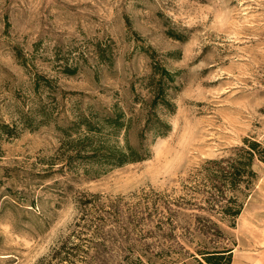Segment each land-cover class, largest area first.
Here are the masks:
<instances>
[{"label": "rangeland", "instance_id": "rangeland-1", "mask_svg": "<svg viewBox=\"0 0 264 264\" xmlns=\"http://www.w3.org/2000/svg\"><path fill=\"white\" fill-rule=\"evenodd\" d=\"M162 67L173 106L155 137L146 101ZM115 111L124 127L89 133ZM88 135L143 142L147 157L91 162L75 146ZM247 141L264 146V0H0V264L146 259L167 213L177 233L196 228L183 215L212 219L232 264H264V163L236 193L209 177ZM233 195L240 215L217 214Z\"/></svg>", "mask_w": 264, "mask_h": 264}, {"label": "trees", "instance_id": "trees-1", "mask_svg": "<svg viewBox=\"0 0 264 264\" xmlns=\"http://www.w3.org/2000/svg\"><path fill=\"white\" fill-rule=\"evenodd\" d=\"M173 81L174 75L164 67L159 71L155 70L149 77L150 98L146 101L148 121L146 131L151 132L155 137H162L169 131V125L161 120L158 111L159 109L171 111L173 105L167 98V86ZM86 125L89 133L98 135L105 128L117 132L125 126V122L122 120V113L115 111L99 120L98 125L91 122H87ZM94 135H88L76 142L77 156H81L85 151H91L87 156L91 162L113 166L140 162L147 157L143 142L140 147H133L127 143L124 148H111L96 143ZM247 143L248 147L239 149L235 157L209 161V164L217 167L210 172L209 177L222 186L221 189L215 187L220 193L223 192V187L236 193L242 188L249 189L253 185L257 177L253 169L254 163L256 160L264 163V146L257 141H247ZM212 202L218 206L216 213L226 217H238L243 208L235 195L217 198ZM183 218V221H194L196 228L182 227V231L177 233L175 223L181 221V215L178 213L160 215V225H171L172 230L169 233H162L156 244L145 249L146 259L138 258L134 262L130 255H126L123 264H232V249L221 245L223 232L217 222L200 216L183 215ZM185 242L192 244L195 242L197 249L191 251ZM77 248L78 245H74L62 260L71 261L69 254L74 255Z\"/></svg>", "mask_w": 264, "mask_h": 264}]
</instances>
